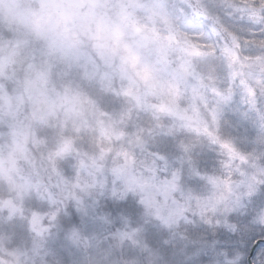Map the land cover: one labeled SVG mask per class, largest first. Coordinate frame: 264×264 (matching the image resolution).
I'll use <instances>...</instances> for the list:
<instances>
[{"label": "clouds", "instance_id": "obj_1", "mask_svg": "<svg viewBox=\"0 0 264 264\" xmlns=\"http://www.w3.org/2000/svg\"><path fill=\"white\" fill-rule=\"evenodd\" d=\"M187 2L0 0V210L42 202V195L53 192L61 204L80 203L103 194L112 180L144 184V193L167 215L173 196L184 197L166 198L163 189L145 183L154 166L149 153L159 146H166L171 162L183 169L182 188L193 193L190 215L197 207L195 196L229 195L222 180L214 186L205 176L193 175L186 157L181 165L177 138H189L172 135L170 140L167 132L194 131L205 122L215 129L209 110L217 98L181 68L207 69L201 56L190 54L201 40L184 23L190 14ZM235 3L239 11L230 22L264 38V20L251 16L256 10L264 17L261 0ZM212 63L221 87L231 83V71L249 78L264 73V66L249 61L231 69L220 56ZM197 135L201 142L209 140ZM236 142L251 154L250 161L264 164L259 115L251 117L243 140ZM216 145L219 156L210 170L218 177L231 176L235 187L245 179L240 172L252 165ZM258 209H264V194L249 204L246 214L236 215L241 228L264 231ZM13 235L12 240L0 237V264H35L20 250L22 234L13 230ZM229 256L237 264L243 259L239 253ZM82 264L111 261L99 247Z\"/></svg>", "mask_w": 264, "mask_h": 264}, {"label": "snow or ice", "instance_id": "obj_2", "mask_svg": "<svg viewBox=\"0 0 264 264\" xmlns=\"http://www.w3.org/2000/svg\"><path fill=\"white\" fill-rule=\"evenodd\" d=\"M261 7L264 8V0H261ZM184 8L190 11V14L184 17L185 25L196 31L201 40L200 45L191 46L190 54L201 56L207 62V69L196 72L188 64H181V68L185 72L195 75L199 84L208 87L211 94L217 98L216 107L209 110V119L215 129L205 122L203 126L195 127L194 131L205 134L211 144L222 145L228 150L231 157L238 158L241 162L251 163V169L240 172V175L245 179L240 180L235 187L231 176L222 178L206 175L205 179L214 186H219L222 180L229 195L195 196L197 207L190 215L188 202L193 200V193L185 192L182 188L183 169L171 162L166 146H159L153 148L149 153L153 157L154 166L151 170L152 176L145 183L151 182L154 187L163 189L166 198L173 194L184 197L181 200L173 196V207L170 208L167 215L163 214L161 209L156 206L155 201L149 199L144 193V184L137 186L133 183L119 184L108 180L105 192L121 201L131 197L140 207L148 210L159 224L169 228L173 224L193 223L198 227L203 226L208 233L218 232L221 228L226 229L231 233L233 239L225 241L223 248L218 249V254L223 258L218 264H237L236 259L230 258V253L241 254L243 259L239 260V264H248L250 248L254 243L264 241V231L250 233L241 228L239 224L232 223V220L241 211L246 214L249 204L257 196L264 194V164L250 161V153L237 150L232 142L222 139L218 135V130L223 108L231 105L237 95L240 96L241 102L248 105L249 110L257 113L260 120L264 122V73L249 78L231 71L229 73L231 83L221 87L217 83L216 66L212 63V59L217 56L225 58L230 69L236 63L245 61L264 66V38L258 39L254 31L248 34V29L237 27L230 22V17L239 11L235 0H188ZM251 16L255 20H264V17H261L256 10L251 12ZM184 51L189 50L184 49ZM193 90L196 91L195 87ZM128 91L130 92V89ZM241 115L247 118L249 112L243 111ZM136 118L139 119V117ZM156 130L154 127L153 134ZM167 132L175 135L172 128L167 129ZM163 134L161 133V135ZM175 147L181 153L179 157L181 165H184L186 157L188 163L192 165L191 173L199 177V171L192 159L195 150L194 144L177 138ZM124 155L131 159L128 153L125 152ZM113 172L118 175L119 169H113ZM101 186L104 187L103 184ZM209 201L214 202L209 206ZM153 209H155L154 212ZM257 216L264 219V209H258ZM212 244L215 246L219 242L213 240ZM252 264H264V247L261 248L259 255L252 260Z\"/></svg>", "mask_w": 264, "mask_h": 264}, {"label": "rangeland", "instance_id": "obj_3", "mask_svg": "<svg viewBox=\"0 0 264 264\" xmlns=\"http://www.w3.org/2000/svg\"><path fill=\"white\" fill-rule=\"evenodd\" d=\"M243 111L249 112L247 118L241 115ZM253 116L258 114L237 95L222 110L218 135L242 151L236 141L243 140ZM175 135L188 137L184 141L194 144L192 159L199 177L213 175L210 169L218 160V145L210 140L201 142L195 131ZM41 201L30 206L21 204L15 210H0V237L14 239L13 230L22 234L20 250L35 264H82L87 254L99 247L105 250L111 264H218L223 259L218 249L233 239L224 228L208 233L193 223L163 226L131 197L121 201L107 192L66 204H61L53 192L42 195ZM235 217L232 223L239 224ZM213 240L219 244L214 246ZM262 247L264 244L257 248L253 259Z\"/></svg>", "mask_w": 264, "mask_h": 264}, {"label": "water", "instance_id": "obj_4", "mask_svg": "<svg viewBox=\"0 0 264 264\" xmlns=\"http://www.w3.org/2000/svg\"><path fill=\"white\" fill-rule=\"evenodd\" d=\"M261 242H263V241H261ZM261 242H260V243H261ZM260 243H255V244H254V246H253V248H252V250H251V254H250V256H249L250 261H251V258H252V256H253L254 252H255V249L259 246Z\"/></svg>", "mask_w": 264, "mask_h": 264}]
</instances>
